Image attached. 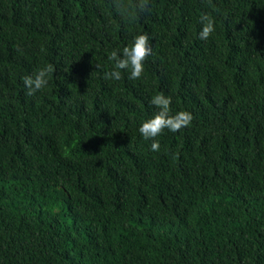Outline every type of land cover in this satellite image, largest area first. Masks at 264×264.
<instances>
[{"label":"trees","instance_id":"obj_1","mask_svg":"<svg viewBox=\"0 0 264 264\" xmlns=\"http://www.w3.org/2000/svg\"><path fill=\"white\" fill-rule=\"evenodd\" d=\"M139 2L0 0V264H264V0ZM157 92L192 120L152 151Z\"/></svg>","mask_w":264,"mask_h":264},{"label":"clouds","instance_id":"obj_2","mask_svg":"<svg viewBox=\"0 0 264 264\" xmlns=\"http://www.w3.org/2000/svg\"><path fill=\"white\" fill-rule=\"evenodd\" d=\"M138 6L141 9L147 7V0H140ZM199 32L197 38L206 40L214 31V22L207 14L199 17ZM152 51L147 34L139 33L132 37L131 41L122 48L112 50L108 59L112 61L110 71H105L106 79L119 80L121 78V70L127 72V78L135 80L139 78L144 71L145 58ZM98 67V65H97ZM53 71L51 64L45 63L37 66L30 74L23 75L21 80L26 88V95H31L35 91L44 88L49 79V74ZM172 99L170 96L157 92L152 95L148 101L157 109L149 117L143 119L138 127V132L145 140H151L150 149L157 151L159 149V141L155 139L164 129L176 132L186 127L192 120V114L184 109L172 111L170 104Z\"/></svg>","mask_w":264,"mask_h":264}]
</instances>
